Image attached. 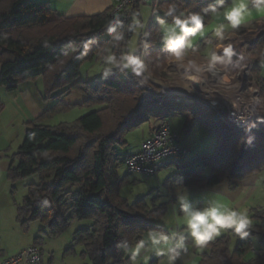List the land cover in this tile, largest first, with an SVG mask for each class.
<instances>
[{
	"label": "trees",
	"instance_id": "1",
	"mask_svg": "<svg viewBox=\"0 0 264 264\" xmlns=\"http://www.w3.org/2000/svg\"><path fill=\"white\" fill-rule=\"evenodd\" d=\"M209 2L163 0L157 9L175 3L180 11L187 13L199 11ZM136 10L140 11V7ZM110 14L111 9L95 16L65 18L48 2L0 0V87L13 92L25 81L43 78L45 99L58 100L37 120L27 124L30 129L8 170V179L13 182L39 177L37 184L27 186L28 194L18 207L17 219L26 229L30 223L41 221L53 237L63 234L74 221H90L89 229L75 232L73 247L68 252L76 254L75 248L83 247L82 257L93 264H127V258H122L123 253L117 250V242L125 236L130 240L145 238L150 229L165 231L157 223L168 210L167 203L151 208L145 198L130 204L121 195L129 178L122 177L119 170L129 156L120 154L118 149L127 147V133L139 125L144 110L143 91L132 76L114 75L107 81L98 78L94 82L81 76L85 64L99 60L96 49L110 46L105 32ZM212 18L205 21L206 27ZM149 33L148 50L141 48L147 63L146 84H151L149 77L165 79L171 62L162 51L159 25L152 24ZM133 36L128 34L126 40H132ZM88 37L97 38L98 45L86 56L65 47L70 40L79 44ZM144 39L141 38L139 47ZM208 39L209 36L196 44L197 52L214 43L213 38L210 43ZM64 51H68L67 56L63 55ZM249 57L255 58L259 65L264 62V40ZM255 71L259 74L260 66ZM259 85L264 101V77L259 78ZM72 93L85 97L82 106L63 103ZM171 106L170 110L178 105ZM78 107L93 111L72 124H44ZM3 110L0 102V115ZM198 117L199 114L189 117L185 129ZM203 123L216 138L217 147L212 153H200L176 164L177 172L164 184L172 195L183 191L184 186L213 189L228 181L245 182L264 172V120L252 123L250 133L226 128L216 130L206 119ZM249 134L255 136L253 145L244 143L238 150V142ZM251 215L255 222L251 235L241 238L227 230L226 236L209 242L205 247L209 252L201 256L199 264H264L263 257L246 261V256L253 251V238L264 241V210H253ZM232 235L238 238L234 247ZM40 239L36 238L35 244Z\"/></svg>",
	"mask_w": 264,
	"mask_h": 264
},
{
	"label": "clouds",
	"instance_id": "2",
	"mask_svg": "<svg viewBox=\"0 0 264 264\" xmlns=\"http://www.w3.org/2000/svg\"><path fill=\"white\" fill-rule=\"evenodd\" d=\"M161 12L163 16L159 14ZM254 13L264 17V0H210L199 11L187 13L180 11L175 3H169L167 6L153 9L152 12L162 29V51L185 79L196 81L210 77L224 84H229L230 78H235L233 70H242L246 67L248 57L243 51L239 53L235 51L236 46L231 41L233 37H241L240 29L247 27ZM220 16L226 23L212 27V36L207 42L210 43L214 37L217 43L209 55L201 60L196 55L197 47L194 46V40L205 36L208 31L205 21L208 18ZM141 17L142 12L136 10L131 13L129 23H125L118 14L108 21L105 32L110 46H99L96 49V55L101 63L96 71L100 74L101 80L107 81L114 75L132 76L138 85L145 84L147 63L141 48L145 52L148 50L147 38L150 33L145 31L146 21ZM128 34L142 35L145 39L140 47H137L134 40H126ZM94 45H98V39L88 37L82 39L79 44L70 40L65 47L73 53L86 56L93 50ZM63 55L67 56L68 51H64ZM245 131L250 133V129ZM254 141V135H246L238 142L237 149L239 150L244 143L251 147ZM184 192L186 194L177 193L180 213L177 223L182 225L180 230L166 233L150 229L146 238L141 236L130 240L125 236L117 242V250L123 253L122 258H127L128 264H141V259L146 264L150 257L147 255L142 257V253L163 257L161 264H177L178 261H182L189 247L195 246L198 249L207 247L222 230H232L241 238L248 237L254 230L253 219L247 210L230 207L227 198L211 199L203 206H197L192 203L186 186ZM44 203L47 204L48 201L44 200Z\"/></svg>",
	"mask_w": 264,
	"mask_h": 264
},
{
	"label": "rangeland",
	"instance_id": "3",
	"mask_svg": "<svg viewBox=\"0 0 264 264\" xmlns=\"http://www.w3.org/2000/svg\"><path fill=\"white\" fill-rule=\"evenodd\" d=\"M41 3L43 0H33ZM163 1V0H160ZM154 6L147 4L140 8L142 19L146 21L145 31L149 32L152 24H157L155 16L152 14ZM163 16V13H159ZM168 19V18H167ZM160 29L161 26L159 25ZM162 30V29H161ZM143 36H133L132 40L139 47L140 40ZM242 38V39H241ZM262 37L258 39L250 38L247 34H241V37L234 39V45L240 47L247 54L250 61L253 62V76L257 86L259 78L264 76V62L259 65L258 62L251 57L249 53L261 42ZM161 47H163L161 43ZM209 55V54H208ZM98 63V64H97ZM258 64V65H257ZM94 66V67H93ZM101 66L100 61L87 63L81 69V76L86 79L90 75V80L94 78L95 68ZM173 62H169L166 71L168 74L165 79L150 78L151 84H147L156 93L168 95L169 90L174 88L175 84L180 83L181 77L179 74L172 71ZM260 66V73L256 74V69ZM175 67V66H174ZM93 68V69H92ZM98 78V77H97ZM0 102L4 105V110L0 115V163H8V167L13 161L14 155L18 152L24 141L26 132L30 127L24 121L33 119L34 112L29 108V105L23 100V95L27 92L33 93L37 107L43 109V112L48 111L57 103V99L46 100L44 80L37 78L36 80L25 81L20 84L16 91L9 92L5 88L0 87ZM3 92V93H2ZM58 95L55 94V96ZM264 102V101H263ZM171 105H176L164 101L161 106L152 107L149 110H143L139 125L132 128L126 135L127 147L118 149L121 154L137 151L145 138L149 137V130H153L156 120L162 118L161 111L165 110V116L170 120L174 131L180 134L188 149V154L184 159L167 158L160 163L164 166L155 176H148L141 173H131L123 164L120 167V175L128 176L129 184L124 187L121 195L127 199L130 204L135 203L139 199L145 198L149 206L167 203L170 193L165 188V183L168 178L177 172L176 164L184 163L187 160L197 157L200 153H212L217 147V140L207 131L206 124L203 119L213 129H221L212 111L204 110L197 106L178 105L175 109H171ZM13 110V113H12ZM18 112H17V111ZM88 110V111H85ZM87 108H78L69 113L62 114V118L66 121H74L83 117L84 113L92 112ZM14 112H17L14 118ZM193 114H199L198 119L190 121L188 129H185L188 118H192ZM60 117V118H61ZM59 118V119H60ZM59 123L60 121L55 118ZM54 119V120H55ZM49 122V121H47ZM45 122V125H48ZM53 122V121H52ZM222 128H224L222 126ZM0 167V258L12 257L17 255L22 250L30 246L37 245L43 255V264H93L88 258L82 257L83 247H76L75 253L68 252L73 247L74 234L78 230L89 229L92 225L90 221H74L70 227L61 235L53 237L49 233L48 226L41 222L35 221L27 227H23L17 219V210L23 204L25 197L28 194L27 186L37 184L38 176H33L28 179H21L15 182L8 179V173H2L5 166ZM245 187L242 183L238 193L242 195L241 202L238 205L239 210H247L248 215L252 217L253 210H264V172L255 175L245 182ZM241 189V190H240ZM192 203H198L201 198L194 196L190 197ZM168 204V203H167ZM172 208V207H171ZM255 224V222H253ZM158 225V224H157ZM41 238L38 244H35V239ZM233 247L238 242L232 235ZM264 258V241L259 238H253V251L246 256V259ZM128 264V263H127Z\"/></svg>",
	"mask_w": 264,
	"mask_h": 264
},
{
	"label": "built area",
	"instance_id": "4",
	"mask_svg": "<svg viewBox=\"0 0 264 264\" xmlns=\"http://www.w3.org/2000/svg\"><path fill=\"white\" fill-rule=\"evenodd\" d=\"M111 18L122 15L126 22L136 7L147 4L157 6L160 0H112ZM232 38V43L234 39ZM217 43V41H216ZM238 53L240 47H235ZM245 56V54L243 52ZM172 71L181 77L180 83L169 90L168 95L155 92L146 83L137 86L143 91L141 103L144 110L161 106L164 101L176 105L197 106L214 113L219 123L227 130L245 131L257 120H264V102L261 90L253 76V62L247 59L246 67L242 70H233L235 78H230L229 84L218 82L215 78H204L196 81H187L174 66ZM168 74V72L166 71ZM187 83V87L185 84ZM165 110L161 111L162 118L156 124L149 137L140 145V150L128 157L125 166L131 173H141L155 176L162 168L160 163L167 158L184 159L188 154L183 137L173 130ZM0 264H43V255L39 247L30 246L12 257L0 258Z\"/></svg>",
	"mask_w": 264,
	"mask_h": 264
},
{
	"label": "crops",
	"instance_id": "5",
	"mask_svg": "<svg viewBox=\"0 0 264 264\" xmlns=\"http://www.w3.org/2000/svg\"><path fill=\"white\" fill-rule=\"evenodd\" d=\"M42 2H48L52 9L57 11L59 14L63 15L65 18H77V17H83V16L99 15V14H102L104 12H107L109 9H111V7L113 5L112 0H43ZM219 23H226V21H224L222 16L213 17L212 22L209 24V26L206 27L208 29V31H206L205 36L195 38L194 46H196V44L201 39L208 37V36L211 37L212 36V32H211L212 27H214L215 25H217ZM257 29H259L258 32L256 31ZM228 31L230 32L231 29H228ZM240 33L241 34H247L250 38H253V39H258V38L262 37L261 41H263L264 40V17H260L254 13L253 16L250 18V22L247 25V27L241 28ZM212 38L214 39V43L212 45L208 46L203 51L196 53V55L201 60L206 58L208 56V54L215 48L216 40L214 37H212ZM94 62H96V61H94ZM96 69L97 68H95V70ZM0 73H1V67H0ZM92 76H94V78L91 80L89 79L90 75H87L86 79H84L83 77L82 78L84 80H88V81H92V82H94L96 79L100 78V74L97 71H96V73L94 72V75H92ZM0 91H2V89H0ZM23 100L25 101L27 106L29 105V108L34 112L33 119H29L28 121L23 122V123H25L24 125H26L28 123H31V122L37 120V118H39L44 112H43V109H41V108L39 109L37 107V102L35 101V97H34L33 93H31L30 91L23 95ZM62 101H63V103H65L66 105H69V106H82V104L85 101V97L80 93H72L70 96L65 97ZM78 108H83V107H78ZM78 108L72 110L71 112L77 110ZM90 110H93V109H90ZM85 111H88V110H85ZM17 112H14V118H16ZM12 113H13V110H12ZM89 113L85 112L84 114L87 115ZM85 115H83V116H85ZM61 116H62V114L55 117L60 121L59 123L54 118L55 120L53 119V120L47 122V124L50 126H56V125H59L62 123L72 124L76 121V120L66 121V119L64 120V118H62L63 116L62 117ZM78 118L80 119L82 117L79 116ZM149 132H150L149 133V136H150L152 130L150 129ZM139 150H140V147L138 148L137 151L123 153L122 155L130 156V155H133L135 153H138ZM3 164L4 163H0V167ZM3 166H5V168H3L4 171L2 173L7 174L11 165L8 167V163L5 162V165H3ZM162 167H164V166H162ZM242 183L245 187L244 182L228 181L224 185L219 186L217 188H213V189L192 187V188H187V190H188V194L190 195V197L197 196V197L201 198V200L198 203H193L197 206H203L206 203V201L211 200V199L227 198V203L229 204V206L233 207L235 209H238V205L241 202L240 200L242 198V195L240 193H238V191H239V188L242 189V187H241ZM179 194H186V193L183 190V191L179 192ZM168 196H169V198L167 200V203H168L167 214L162 221L157 223L162 229L165 230L166 233H170L172 231H178L182 227V225H179L177 223V217L180 214L179 213V202L177 200V194H174V195L170 194ZM227 234H228L227 231L222 230L221 234L218 237H216L215 239L226 236ZM189 244L191 245V240H189ZM208 252L209 251L206 248L198 249L195 246H191V247H189L188 252L184 254L182 261H178L177 264H199V262L201 260V256L204 253H208ZM145 255L150 257L146 261V264H161V261L164 259L163 257H157L151 253H147V254L142 253V257ZM250 260H252V259H250ZM250 260L246 259V261H250ZM155 261H157V262H155ZM141 264H145L143 259H141Z\"/></svg>",
	"mask_w": 264,
	"mask_h": 264
}]
</instances>
